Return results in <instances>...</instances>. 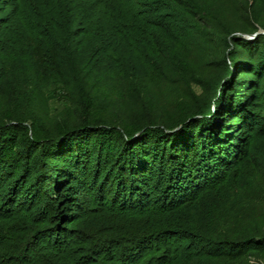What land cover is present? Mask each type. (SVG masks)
<instances>
[{
  "label": "trees",
  "instance_id": "16d2710c",
  "mask_svg": "<svg viewBox=\"0 0 264 264\" xmlns=\"http://www.w3.org/2000/svg\"><path fill=\"white\" fill-rule=\"evenodd\" d=\"M9 1L0 264H264V0Z\"/></svg>",
  "mask_w": 264,
  "mask_h": 264
},
{
  "label": "rangeland",
  "instance_id": "374dc122",
  "mask_svg": "<svg viewBox=\"0 0 264 264\" xmlns=\"http://www.w3.org/2000/svg\"><path fill=\"white\" fill-rule=\"evenodd\" d=\"M12 0L9 1V5H8V11L12 9V3H11ZM93 31V30H92ZM92 37H88L85 42L83 43L82 45V53L84 54V56H88L90 55V51L92 50V45L93 43L90 41ZM131 43H133L131 40L129 41ZM141 45H143L144 41L140 40L139 41ZM135 43V42H134ZM140 46V45H139ZM128 53H131V57H132V61L135 62L136 64H140L139 67H144V64H142L143 62V59L140 57V55L137 53V52H134V51H131L130 48L128 49ZM90 194H87V192H84V193H81L79 195L80 197V200L82 201H87V203L89 202L88 200L92 201Z\"/></svg>",
  "mask_w": 264,
  "mask_h": 264
},
{
  "label": "water",
  "instance_id": "95a60500",
  "mask_svg": "<svg viewBox=\"0 0 264 264\" xmlns=\"http://www.w3.org/2000/svg\"><path fill=\"white\" fill-rule=\"evenodd\" d=\"M257 33H264V29H259L258 31H256L254 34H250V35H245L247 38H253L255 36V34Z\"/></svg>",
  "mask_w": 264,
  "mask_h": 264
}]
</instances>
